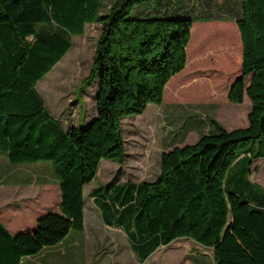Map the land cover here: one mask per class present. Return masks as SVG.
<instances>
[{"label": "trees", "instance_id": "16d2710c", "mask_svg": "<svg viewBox=\"0 0 264 264\" xmlns=\"http://www.w3.org/2000/svg\"><path fill=\"white\" fill-rule=\"evenodd\" d=\"M159 1L110 0L101 12L102 0H0V153L13 165L49 162L60 194L58 213L39 216L31 231L11 234L0 223V264H19L69 230L82 229L83 186L101 159L120 163L124 156L122 118L160 104L166 82L183 69L195 19L160 16L166 9L151 6ZM240 3L233 19L241 71L227 100L239 104L248 97L247 125L225 130L209 119V131L195 142L160 154L154 180L106 183L107 198L96 196L100 186L91 192L104 224L121 229L139 263L158 246L184 237L210 248L213 264H264V194L237 193L225 182L237 156L249 154L248 148L236 152L239 142L245 147L258 141V147L232 170L238 182L251 159L264 156V0ZM137 4L143 18L129 15ZM147 6L152 13L144 12ZM85 24L100 26L84 79L95 83L94 115L83 126L63 128L34 85ZM231 35L230 28L218 27L205 38L223 44Z\"/></svg>", "mask_w": 264, "mask_h": 264}, {"label": "rangeland", "instance_id": "374dc122", "mask_svg": "<svg viewBox=\"0 0 264 264\" xmlns=\"http://www.w3.org/2000/svg\"><path fill=\"white\" fill-rule=\"evenodd\" d=\"M109 3L110 0H102L101 12L107 10ZM240 4V0H160L159 3L151 4L153 8L166 9V13L163 12L160 16L176 15L195 19L193 21L195 26L188 41L187 66L184 72L176 77V89L179 90L180 102L179 106L174 109L178 113H167V110L170 109L165 104L167 102L160 105L152 103L143 113L122 118L120 123L124 141L122 161L118 163L101 159L95 176L83 187L84 228L81 230L71 229L63 244L54 246L59 254L66 247V253L61 257L58 252H39L37 255L22 258L21 264H213L210 248L203 247L184 237L177 238L178 240L170 245L161 246L144 262H137L123 234L113 228L103 227L100 222V211L95 209L94 213L90 212V209H94L91 190L100 186L96 196L107 198V188L103 186L106 183L125 181L139 183L154 180L159 173L158 162L162 152L170 150L172 143H182L177 144V146H181L196 141V133H188V130L191 127H197V121L206 122V125L209 126V119H213L224 129L240 127L244 118L245 104L240 106L216 105L213 109H207L204 106L194 108L196 103L192 104L194 101H202L207 94L212 95L213 90L222 91L229 84L227 82H208L200 77L206 74L202 71V64L212 58L206 54L210 50L227 45L230 40L223 44L209 43L205 38L206 33L220 26L199 27L198 25L220 23L222 15L224 17L235 16L239 13ZM140 5L133 6L129 10V15L143 18L144 16L140 13ZM99 30V24H89L85 26L81 36H73L70 39L72 47L65 55V59L60 64L56 63L50 72L51 79L47 81L46 85L48 84L52 90H46V94L52 92L54 95L56 92H60L66 97L72 95L77 97L76 99L79 100L82 107L80 109L72 106L68 113L57 115L61 120H65L63 128L68 124H74L79 116H84L88 110H91V107L88 106L89 103L91 105V101L84 100L82 102L80 95L82 89L88 85L84 79L90 70ZM79 125L83 126V122L79 121ZM198 134H200L199 131ZM244 145V142H239L235 148L236 152L244 150ZM4 159L5 165L0 167V172H2L0 177L3 182L25 181L28 178L33 180L35 177L30 174L29 170L38 169L44 163L49 165L48 162L13 165L6 160V157ZM47 170V167H40L42 172H48ZM262 171L261 177L264 179V168ZM43 176L48 177V175ZM51 183L53 184L54 181ZM258 183H261V186L263 184L264 187V180L258 181ZM52 189L51 199L48 202L53 209L56 205V197L54 195L55 188ZM29 204L31 205V203ZM102 211L109 219L113 218V214L106 208H102ZM109 239L113 240L110 244L108 243ZM76 240L82 241L79 244L83 246V249L76 250L75 246L71 249L67 248L70 243L75 244Z\"/></svg>", "mask_w": 264, "mask_h": 264}, {"label": "crops", "instance_id": "0c3cea01", "mask_svg": "<svg viewBox=\"0 0 264 264\" xmlns=\"http://www.w3.org/2000/svg\"><path fill=\"white\" fill-rule=\"evenodd\" d=\"M152 2V1H150ZM145 13L150 14L152 13V10L147 6L145 9L143 8ZM222 22H215L213 24H200L198 25L199 27H205L206 25H216L220 27H228L232 30V35L230 37V41L227 45L220 47L219 49L216 50H210L209 53L206 54L208 57H212L211 59H208L207 61L202 64V68L206 74L201 75L200 77L202 79H205L208 82H227L229 83L222 91H212V95H208L202 100V101H194L192 104L196 103L193 107H200L204 106L207 109H213L216 107V105L221 106V105H226V106H240L242 104H245V113H244V118L243 122L240 125V127H244L247 125V114L250 110V101L248 97L244 94L242 97V102L239 104L229 102L227 100V91L229 88L230 83H232L236 77L240 74L241 68V42L239 39V34L236 28V25L234 23L233 16H223L222 15ZM89 24H85L83 28V32L85 29V26ZM195 24L191 25L190 28V37H191V32ZM81 36V35H80ZM73 37V36H72ZM71 37V39H72ZM190 39V38H189ZM189 44V42H188ZM188 44L185 47L186 50V62L181 71L178 73L174 74L169 78V80L166 82L163 90V96H162V101L160 104H164V102L168 107L167 113L173 114V113H178L176 112V109L174 107L179 106V94H178V89L177 87V80L176 77H179V75L184 72L186 66H187V48ZM72 47V44L69 48V50L65 53V55L68 54ZM220 50V51H219ZM219 51V53H218ZM65 55L57 62V63H62L63 60L65 59ZM54 69L52 67L40 80H38L35 85L34 89L37 92V94L40 96L42 99L43 105L45 106L46 110L48 113L59 120L61 123V126L63 127V123L65 120H61V118L57 117V115H64L65 113L69 112V108L72 106L79 107L80 109L82 108L80 106V102L78 99L75 97L71 96H64L60 92H56L54 95L52 92L50 94H46V90H52L50 86L46 83L47 81L51 79L50 77V72ZM195 74V73H193ZM246 80V79H244ZM247 83V81H245ZM95 91V83H91L87 85L84 89H82L81 92V100L82 102L84 100H89L91 101L88 104V106L91 107V110H88L86 112V115L84 116H79L77 121L74 124H68L70 125H79V121L83 122V125L87 124L91 117L94 115V109H93V95ZM60 95V96H59ZM78 96V95H77ZM79 97V96H78ZM196 98V97H195ZM152 103H148L143 110V112L148 108V106H151ZM159 104V105H160ZM68 108V110H67ZM50 109V110H49ZM79 111V110H78ZM82 112V110H80ZM142 112V113H143ZM198 125L197 127H191L188 130V133H196V137L198 138L201 134H204L209 131V126L206 125V122L200 123L197 121ZM204 125V127H203ZM202 127V128H199ZM66 128V127H65ZM236 128V127H235ZM226 130H231L233 128H225ZM198 131L200 134H198ZM196 138V139H197ZM177 144H182V143H172L171 147H180L177 146ZM185 145V144H183ZM181 145V146H183ZM258 141H254L251 143V145H246L245 149H249V154H239L237 156L236 162L234 165L231 167L229 170L228 174L226 175V186L228 189L233 190L237 193H247L246 191H249L250 193L248 195H251V192L254 191V194L257 195L258 193V188L261 191L262 194H264V187L263 184L262 186L260 185L261 183H258V181H263L264 179L261 177L262 168H264V156H257L253 157L250 161V163L247 166V172L245 176H242L239 178L233 177L232 175V170L236 166L242 167V161H246L247 158H251L254 153L256 152ZM171 148V149H172ZM5 155V154H4ZM3 153H0V167L5 165V157ZM7 160V159H6ZM37 162H42V161H37ZM37 162H31V163H37ZM49 163V162H48ZM40 167H47L48 172H42L40 171ZM38 169L34 170H29L30 174L33 175L35 178L32 180V178H28V180L25 181H13V182H3L0 177V223L4 226V228L11 234H14L19 231H31L35 227L36 220L39 216L47 213V212H53V213H58V205H59V200H60V194H59V189L57 186V180L55 176L53 175L52 172V167L51 164L49 165L47 163H44L41 165ZM98 168V166H97ZM14 173V172H13ZM27 173V172H26ZM2 172H0V175ZM24 174V172H23ZM28 174V173H27ZM43 175H48L47 178H45ZM51 177V178H50ZM53 179V180H51ZM51 181H54L52 184ZM30 182V183H29ZM126 182V181H125ZM247 184V186L243 184ZM86 186V185H84ZM83 186V187H84ZM243 186L245 189H243ZM54 189V195L56 197V205L52 209V205L50 204L49 199H51V191ZM97 188V187H95ZM93 188V189H95ZM92 189V190H93ZM83 190V189H82ZM91 190V192H92ZM247 195V194H246ZM247 195V196H248ZM83 197V194H82ZM92 198V197H91ZM26 202V203H25ZM31 203V205L29 204ZM84 203V201H83ZM93 203V202H92ZM94 209H90L91 213H94L95 209L99 211V209L93 204ZM83 208V206H82ZM98 222V221H97ZM100 222L103 227H108V228H113L115 230H118L121 232L125 238V241L128 244V247L131 251L130 244L125 236V234L121 231V229L114 227V226H108L104 224L102 218L100 217ZM84 212H83V226L82 229L84 228ZM70 234V230L66 234V236L57 244H63V241L65 238L68 237ZM179 238V237H178ZM178 239H174L171 241L168 245L172 244L173 242L177 241ZM113 240H108V243ZM82 242V241H81ZM76 240L75 244L70 243L67 248L71 249L76 247V250L81 248L83 249V246H80L79 243ZM57 244L49 247H44L40 252H54L57 253V249L54 248ZM166 246V245H165ZM161 246H158L150 255L152 256L158 249H160ZM56 249V250H55ZM62 252L59 254L60 257L66 253V247L65 250H61ZM133 254V252L131 251ZM42 254V253H41ZM37 255V254H36ZM149 255V256H150ZM135 257V255L133 254ZM148 256V257H149ZM28 257V256H27ZM147 257V258H148ZM33 258V257H32ZM146 258V259H147ZM136 259V258H135ZM145 259V260H146ZM144 260V261H145ZM143 261V262H144ZM138 262V261H137ZM142 263V262H141ZM21 264V262L19 263Z\"/></svg>", "mask_w": 264, "mask_h": 264}]
</instances>
